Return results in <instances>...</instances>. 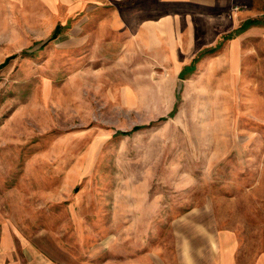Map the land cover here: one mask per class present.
<instances>
[{"label": "rangeland", "instance_id": "1", "mask_svg": "<svg viewBox=\"0 0 264 264\" xmlns=\"http://www.w3.org/2000/svg\"><path fill=\"white\" fill-rule=\"evenodd\" d=\"M94 3L0 0V264H264V37Z\"/></svg>", "mask_w": 264, "mask_h": 264}, {"label": "crops", "instance_id": "2", "mask_svg": "<svg viewBox=\"0 0 264 264\" xmlns=\"http://www.w3.org/2000/svg\"><path fill=\"white\" fill-rule=\"evenodd\" d=\"M76 1V0H75ZM80 3L81 0H77ZM104 4V27L134 28L142 37H157L161 28H190V23L201 21L217 24V29L232 27L237 35L229 39L264 37V27L242 24L264 13L256 9L255 0H86ZM84 3V0H82ZM94 8V7H93ZM99 6H96V10ZM92 9V8H91ZM94 10V11H96ZM100 10V8H99ZM98 11V10H97ZM232 23V24H231ZM143 31V32H142ZM136 32V31H135ZM159 37V36H158ZM224 37V36H223ZM221 38V36L219 37ZM224 40V39H223ZM218 45H222L220 42ZM200 52L199 54H201Z\"/></svg>", "mask_w": 264, "mask_h": 264}, {"label": "trees", "instance_id": "3", "mask_svg": "<svg viewBox=\"0 0 264 264\" xmlns=\"http://www.w3.org/2000/svg\"><path fill=\"white\" fill-rule=\"evenodd\" d=\"M253 24V21H250V22H248V24L243 28L242 27V29L241 30H243V29H245V28H247L249 25H252Z\"/></svg>", "mask_w": 264, "mask_h": 264}]
</instances>
